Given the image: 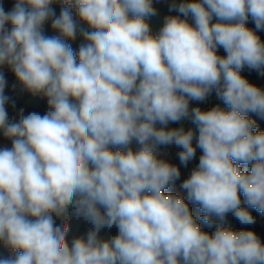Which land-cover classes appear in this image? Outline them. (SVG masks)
Returning a JSON list of instances; mask_svg holds the SVG:
<instances>
[{"label":"clouds","instance_id":"clouds-1","mask_svg":"<svg viewBox=\"0 0 264 264\" xmlns=\"http://www.w3.org/2000/svg\"><path fill=\"white\" fill-rule=\"evenodd\" d=\"M53 3L64 6L58 17ZM73 8L91 31L78 28ZM171 8L180 15L153 34V0L0 4V68L48 104L10 121L0 71V133L11 140L0 148V243L13 253L0 264H264L255 231L224 226L229 214L241 225L256 223L251 209L264 215V131L249 118L264 119V89L242 75L264 76V0ZM49 20L58 36L44 35ZM78 34L74 52L65 41ZM213 89L227 109H190ZM187 117L198 136L167 128ZM172 144L184 166L202 153L180 186L186 198L165 191L181 173L156 149ZM189 201L205 224L219 221L213 234ZM73 215L91 227L70 244Z\"/></svg>","mask_w":264,"mask_h":264},{"label":"trees","instance_id":"trees-1","mask_svg":"<svg viewBox=\"0 0 264 264\" xmlns=\"http://www.w3.org/2000/svg\"><path fill=\"white\" fill-rule=\"evenodd\" d=\"M157 1L158 0H153V6L156 4ZM14 3H15V0H0V4H3L6 11H10L13 8ZM50 7L54 10L56 17H58L59 13L61 11V8L64 6L61 5L60 3H53ZM72 10L76 12L75 8H73ZM247 26L249 28H252L253 30H255L254 22L251 19L247 22ZM43 32H44V35H46V36H58L59 35L58 32L52 30L51 20H49L45 23ZM257 34L260 36L261 40L264 41V30L258 31ZM65 42L71 45L74 52H78L79 45L76 42H74L72 40H66ZM218 54L226 55V53L224 52V50L222 48L218 49ZM243 71H244V77H246L247 79H257V81H252L251 83L261 87L262 89H264V76H261L255 70L250 71L247 68L243 69ZM3 74H4L5 79H6V86L4 89V95L9 98L8 103L6 104V108L8 105L12 106L13 103L15 104V107L12 106V108H7L10 121L18 120L21 110H23L24 115H27L31 112H38V113L43 115L48 111L47 99L43 95L34 96L32 94L27 93L23 87H21L19 90V93L22 96V98L36 99L39 101L40 107L39 108L28 107V106H25L22 101H18V97L16 96V90L13 87V82L16 79L14 73L12 72V73H3ZM208 96L211 97L212 99L218 97L215 89H213V91ZM208 103H209V100L206 98L203 101V104L207 106ZM225 106L227 107V105H225ZM249 118L256 122V124H257V128L255 129L256 131H264V123L263 122H261L260 120H258L254 116H252L251 114H249ZM157 126L161 127V125H159V124ZM0 138L2 141L6 142L8 144V148L11 147V140L10 139L5 138L3 136V134ZM170 146L171 145H160L157 147V150L169 148ZM201 154H202L201 150L199 149V153L193 159L191 166H178L180 169V173H181L180 178L174 184L170 185L165 190L166 192H171L174 194L183 195L182 192L180 191V186H181L183 180L186 179L190 175L189 172L192 171L198 165L199 156ZM249 170H250V168H249ZM241 199H243L242 194H241ZM191 212L194 215V217H196L197 222L200 224L202 230L207 231L210 234H213L216 227L219 226L218 220L216 221L215 224H213L212 226H209L202 221V219H201L202 213H196L195 211H191ZM251 212L256 217V223L254 225H241L239 223V221H237L232 214H229L226 217V220L224 222V226L230 227L233 230H237V231L251 229V230L255 231L261 237L262 241H264V215H261L255 209H251ZM90 227H91V225L87 221L84 220L81 224L79 231L77 232V234L75 236H70V235L67 236L68 242L71 244L72 240L76 237H85L86 238L87 232H88ZM117 231L118 230L115 227H113L112 229L105 228V229L101 230L99 235L102 239H108L112 235L117 234ZM108 233H109V236H107ZM2 255L9 257V256H12L13 253L10 249L6 248V251H0V256H2Z\"/></svg>","mask_w":264,"mask_h":264},{"label":"crops","instance_id":"crops-1","mask_svg":"<svg viewBox=\"0 0 264 264\" xmlns=\"http://www.w3.org/2000/svg\"><path fill=\"white\" fill-rule=\"evenodd\" d=\"M181 2H182V0H158L156 2V4L153 6L156 9V14L153 15V16H150L148 18V22L150 24L151 31L154 34L158 33L159 30L163 27L167 17L180 15L176 10L172 9L171 6L174 3L178 5ZM72 16H73L74 20L76 21V23L78 25V28H83L85 30L91 31V29L88 27V25L86 23L80 21L78 15H77V12L72 10ZM188 20H189L190 23L194 24V20L191 18V16L188 17ZM213 22H215V18H214ZM8 27H10V26H8ZM43 30H44V26H43ZM73 41L76 42L78 45L83 43V39H82L81 36H79V34L77 35V38L75 40H73ZM0 71H2L3 73H12V71L7 66H4V67L0 68ZM242 75L244 76V71L243 70H242ZM248 80L250 82L257 81V79H248ZM13 87L16 90V96L18 97V101H22L23 104L25 106H28V107H34V108H39L40 107V103H39L38 100L22 98V96L19 93V90L23 86L18 82L17 79L14 80ZM26 92L29 93V94H32V93L28 92L27 90H26ZM34 96H40V95H34ZM196 106H199L202 110H208V109H210V108H212L214 106H220L221 108L227 109V107L223 103L222 99H220L219 97L209 100V103H208L207 106L203 104V101H190V104H189L190 109L193 108V107H196ZM7 108H12V106L8 105ZM170 124L172 126H174L175 128H184L185 131L191 129V130H193L195 135L198 136V128L192 122L191 117L183 118L182 120H180L178 122H170ZM1 136H2V133H0V137ZM193 142L194 143L196 142L195 138H194ZM135 144H137V143L135 141H133V143L131 145L134 150L137 148ZM3 147H8V144L6 142L2 141L1 138H0V148H3ZM171 147L172 146H170L169 148H171ZM160 150H163V149H160ZM198 153H199V149H198ZM71 211L72 210L70 209V212ZM83 221H84L83 219H77L73 215L71 217V221H70L71 230H70L68 235L75 236L77 234V232L79 231ZM56 223L59 224V223H61V221L59 219H57Z\"/></svg>","mask_w":264,"mask_h":264},{"label":"rangeland","instance_id":"rangeland-1","mask_svg":"<svg viewBox=\"0 0 264 264\" xmlns=\"http://www.w3.org/2000/svg\"><path fill=\"white\" fill-rule=\"evenodd\" d=\"M249 114H251L252 116H254L255 118H257L258 120H260L261 122L264 123V119L260 118L255 113H249ZM167 128L168 129H173L175 127L172 126L171 124H169V125H167ZM195 143L193 142L194 145H195ZM135 145L137 147L135 150H137L139 148V145L138 144H135ZM171 146H172L171 148H165L163 150H156V154H157L158 158L163 159V160H165V161H167V162H169V163H171L173 165H176V166H184V165H182L180 163L179 158H178V153L181 151V149L178 148L174 144H172ZM197 153H198V149H197ZM192 162H193V160H191L188 163L187 166H191L192 165ZM190 173H191V171L189 172V174ZM180 191L182 192L183 196H185V198H186V192H184V190L181 187H180ZM188 203H189V207H190V210L191 211H195L196 213H201L200 210H199V208H198V205H196L195 203L190 202V201ZM107 236H109V233L107 234Z\"/></svg>","mask_w":264,"mask_h":264},{"label":"built area","instance_id":"built-area-1","mask_svg":"<svg viewBox=\"0 0 264 264\" xmlns=\"http://www.w3.org/2000/svg\"><path fill=\"white\" fill-rule=\"evenodd\" d=\"M207 99L211 100L212 98L208 96ZM0 251H6V247L2 243H0ZM3 257H6V256H3ZM9 257H11V256H9Z\"/></svg>","mask_w":264,"mask_h":264}]
</instances>
